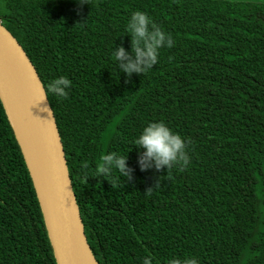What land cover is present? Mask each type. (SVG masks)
Returning <instances> with one entry per match:
<instances>
[{
  "label": "trees",
  "instance_id": "16d2710c",
  "mask_svg": "<svg viewBox=\"0 0 264 264\" xmlns=\"http://www.w3.org/2000/svg\"><path fill=\"white\" fill-rule=\"evenodd\" d=\"M136 10L175 44L147 73L126 76L111 52L130 50ZM0 22L44 89L71 80L67 98L48 101L98 264H264V1L0 0ZM161 120L190 141L183 171L137 163L133 140ZM109 151L126 154L130 178H86L82 165L93 172ZM0 264H56L1 100Z\"/></svg>",
  "mask_w": 264,
  "mask_h": 264
},
{
  "label": "water",
  "instance_id": "95a60500",
  "mask_svg": "<svg viewBox=\"0 0 264 264\" xmlns=\"http://www.w3.org/2000/svg\"><path fill=\"white\" fill-rule=\"evenodd\" d=\"M43 91L26 52L0 22V100L29 171L55 263L98 264L84 233L52 108L48 99L38 101Z\"/></svg>",
  "mask_w": 264,
  "mask_h": 264
},
{
  "label": "clouds",
  "instance_id": "9594fccd",
  "mask_svg": "<svg viewBox=\"0 0 264 264\" xmlns=\"http://www.w3.org/2000/svg\"><path fill=\"white\" fill-rule=\"evenodd\" d=\"M77 6L89 5L90 0H75ZM129 36L130 50L125 51L123 46H116L111 52L113 61L118 69L126 76L137 73L145 74L158 63L160 50L172 48L175 41L171 34L163 31L147 13L136 10L130 13L125 32ZM71 80L64 75L51 79L44 91L40 94L38 101H45L51 94L57 100H63L68 96ZM49 111L47 105L42 109ZM190 141L171 129L164 121H151L146 123L132 142V145L142 148L143 152L138 157V165L143 171L153 164L156 169L163 165L166 170H185L189 163L188 155ZM126 154H118L109 151L100 156L93 172L87 171L88 165H82L83 174L87 178L112 177L113 172L119 178H130L131 169L126 164ZM153 188H147L145 195H151ZM141 264H153L151 256H145ZM168 264H199L197 258L185 259L172 258Z\"/></svg>",
  "mask_w": 264,
  "mask_h": 264
},
{
  "label": "bare ground",
  "instance_id": "6f19581e",
  "mask_svg": "<svg viewBox=\"0 0 264 264\" xmlns=\"http://www.w3.org/2000/svg\"><path fill=\"white\" fill-rule=\"evenodd\" d=\"M4 92V90H3ZM16 116H17V110H16ZM14 122V121H13ZM20 142L23 144V141L20 139ZM26 144V145H25ZM24 146H27V148L29 149L31 146L28 145L27 142L24 143ZM25 152H26V155L28 156V166L30 167V171L32 172V175L35 177V174L37 175V172L35 173V167L30 163V160H29V153L27 152V149H25ZM36 178V177H35ZM37 180V178H36Z\"/></svg>",
  "mask_w": 264,
  "mask_h": 264
},
{
  "label": "rangeland",
  "instance_id": "374dc122",
  "mask_svg": "<svg viewBox=\"0 0 264 264\" xmlns=\"http://www.w3.org/2000/svg\"><path fill=\"white\" fill-rule=\"evenodd\" d=\"M252 1H264V0H252Z\"/></svg>",
  "mask_w": 264,
  "mask_h": 264
}]
</instances>
